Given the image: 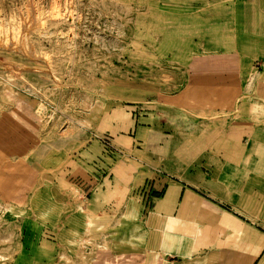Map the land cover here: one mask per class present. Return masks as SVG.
Listing matches in <instances>:
<instances>
[{
  "label": "rangeland",
  "instance_id": "374dc122",
  "mask_svg": "<svg viewBox=\"0 0 264 264\" xmlns=\"http://www.w3.org/2000/svg\"><path fill=\"white\" fill-rule=\"evenodd\" d=\"M196 3L0 0V113L14 98L33 99L54 151L67 147L69 161L116 145L104 127L124 111L152 114L167 138L188 139L212 116L205 105L219 107L220 87L236 103L248 70V46L242 57L230 36L199 32ZM50 204L0 203V264H164L149 254L143 217L131 207L91 209L84 236L55 241L46 232Z\"/></svg>",
  "mask_w": 264,
  "mask_h": 264
},
{
  "label": "crops",
  "instance_id": "0c3cea01",
  "mask_svg": "<svg viewBox=\"0 0 264 264\" xmlns=\"http://www.w3.org/2000/svg\"><path fill=\"white\" fill-rule=\"evenodd\" d=\"M195 1L199 32L230 36L242 57L248 46L236 103L220 87L219 107L205 105L212 116L184 140L167 138L152 114H114L104 128L115 154L101 145L84 162L69 161L67 147L55 152L35 101L14 98L0 113V203L44 209L51 201L46 232L55 241L84 236L91 209L131 207L143 217L149 254L164 264H264V0Z\"/></svg>",
  "mask_w": 264,
  "mask_h": 264
},
{
  "label": "built area",
  "instance_id": "2783aa9c",
  "mask_svg": "<svg viewBox=\"0 0 264 264\" xmlns=\"http://www.w3.org/2000/svg\"><path fill=\"white\" fill-rule=\"evenodd\" d=\"M104 150L106 151V153L110 156L111 154H115L114 151L110 148H106L105 146H103Z\"/></svg>",
  "mask_w": 264,
  "mask_h": 264
},
{
  "label": "bare ground",
  "instance_id": "6f19581e",
  "mask_svg": "<svg viewBox=\"0 0 264 264\" xmlns=\"http://www.w3.org/2000/svg\"><path fill=\"white\" fill-rule=\"evenodd\" d=\"M199 22V21H198ZM200 23V22H199ZM183 25V24H182ZM174 27V26H173ZM175 28V27H174ZM174 28H173V30H174ZM170 29V28H169ZM171 29H172V27H171ZM184 30V29H183ZM171 31V30H170ZM174 35V34H173ZM214 35V34H213ZM170 39V38H169ZM214 43V42H213Z\"/></svg>",
  "mask_w": 264,
  "mask_h": 264
}]
</instances>
